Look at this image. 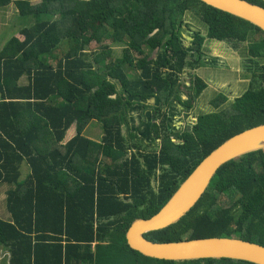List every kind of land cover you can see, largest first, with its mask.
<instances>
[{"label": "trees", "instance_id": "trees-1", "mask_svg": "<svg viewBox=\"0 0 264 264\" xmlns=\"http://www.w3.org/2000/svg\"><path fill=\"white\" fill-rule=\"evenodd\" d=\"M11 1L0 0V7ZM111 1L113 9L124 5ZM247 1L264 7L262 0ZM13 4L35 22L0 50V187L7 188L9 213L0 218V245L8 264H255L230 258L155 259L130 248L125 232L133 219L156 213L214 147L264 123V31L200 0H154L157 22L132 34V42L139 39L130 47L135 57L144 48L153 50L154 45L140 44L159 43L176 10L188 8L204 24L208 39L233 48L245 43L251 64L241 94L229 101L217 93L210 100L212 110L199 113L193 126L180 131L175 127L180 116L190 113V100L206 87L193 76L191 96L180 98L186 88L178 82L183 67L198 63L185 62L181 46L167 44L151 62L144 56L135 61L125 49L114 61L103 45L88 51L91 41L101 42L107 34L105 0ZM113 25L110 36L119 40L125 27L117 19ZM154 27L159 33L146 37ZM197 45L189 50L198 51ZM127 68L142 73L130 77ZM121 93L128 95L130 106L141 99L169 106L158 104L154 121L145 125L161 139L157 147L124 134ZM92 120L101 127L98 140L84 134ZM73 123L75 134L64 142ZM23 163L28 172L21 176ZM207 236L239 237L264 246V149L223 163L184 216L144 234L158 242Z\"/></svg>", "mask_w": 264, "mask_h": 264}, {"label": "water", "instance_id": "water-1", "mask_svg": "<svg viewBox=\"0 0 264 264\" xmlns=\"http://www.w3.org/2000/svg\"><path fill=\"white\" fill-rule=\"evenodd\" d=\"M200 1L242 18L264 31L263 6L247 0ZM259 149H264V123L246 128L223 140L197 163L156 213L130 222L125 232L128 246L155 259L230 258L264 264V246L239 237L207 236L164 242L144 237L145 233L164 228L184 216L202 196L219 166Z\"/></svg>", "mask_w": 264, "mask_h": 264}, {"label": "flooded vegetation", "instance_id": "flooded-vegetation-1", "mask_svg": "<svg viewBox=\"0 0 264 264\" xmlns=\"http://www.w3.org/2000/svg\"><path fill=\"white\" fill-rule=\"evenodd\" d=\"M111 2H112L111 0H105L104 14H106V17L104 18V29L107 34L104 35L101 42L91 41L90 43H95L97 45V48L99 47V45H103L111 52L112 55L113 52H120V54L116 58L112 56V59L116 61L123 56V53H126L125 49H128L129 52H131V55L134 56V53L132 54V50L130 47L132 46L133 43L137 41L139 42V39L134 40L132 42L131 40L132 34L134 33V36H136L137 29L139 28L146 29L150 27L152 24L156 23L158 16L155 13H153L154 11H157V8L152 6L154 0H123L124 5L119 9L111 8L109 6ZM135 14H140V16L135 17ZM135 18L140 19L141 22H134ZM114 19L119 20L123 25V28L125 27L124 28L125 31L122 34L121 39L119 40H113L110 36L114 31V25H113ZM170 20L172 21L171 24L164 25V27L168 26V30L166 31V35L162 37L159 43L157 42V40H154L151 41V43L140 44L141 46H145L147 44H149V46L154 45L155 48L153 50L144 48L142 53H139L136 57L135 56L134 57H135V61H137V58L141 59V57L144 56L147 61L151 62L152 60H155L158 52L163 50V48H166V46H168L169 44H175L181 46L185 54V58H184L185 62H188L190 60L198 61V63L193 68H190L188 67V65H185L179 76L178 82L185 84L186 86V88L182 87L185 95L184 96L182 95V97L180 95V98L182 100H185L186 98L188 99L192 94L191 89L193 88L192 87L193 76L200 77L195 72L198 69H200L203 66V64L215 66V62L211 61L210 59H208L209 63H206L207 57H205L206 45L207 43L211 44L208 41L210 40L214 41V40L208 39L206 37L204 24L201 23V21L197 18V16L188 8L182 9V11H180V9H177L175 12V16L172 17ZM159 31H160L159 27H154L151 30V32L146 34V37L156 35L159 33ZM200 39H201V43L197 45ZM196 45L199 47L198 51L197 50L195 51V49L189 50V46L196 47ZM199 53L200 55L198 56ZM127 70L126 71L130 77H140L142 73L140 69L127 68ZM120 96L122 103L121 106L122 107L121 113L123 115L122 119L125 124V126L123 127L125 135L128 138L133 139L135 142L142 141L143 143L146 142L145 144H148L146 140H150V139L154 140L155 143L154 145H156L155 147H157L161 143V139L155 138L156 135L152 127H149L150 133L148 132L151 137L147 138L148 134H145L147 130L145 125L149 120L151 124L154 121L152 119V112L153 110H156L155 108L158 106V104L159 105L162 104L163 106L165 105V107L167 106L168 108L169 106L160 103V101L156 103V102H152L153 100L146 101L141 99L139 101L134 100L137 104L136 103L132 104L133 106L132 107L129 105L128 100L126 98L128 96L127 94L125 95L124 93H121ZM196 99L190 100L191 107L186 109L187 111L189 110L190 113L184 118L180 116L181 118L179 122L180 131L182 129L190 128L191 126H193L197 121V116L199 115V113H202V112H194V108H195L194 105L196 103ZM174 105L184 108L181 104H178L177 102H174ZM161 110L164 109L161 108ZM167 122L168 120H166V126H167L168 134H170L168 130ZM172 137H174L172 139L176 138L174 135ZM148 145L152 147L151 143ZM157 185H158V180L155 179L153 181L152 186L154 189H156Z\"/></svg>", "mask_w": 264, "mask_h": 264}, {"label": "rangeland", "instance_id": "rangeland-1", "mask_svg": "<svg viewBox=\"0 0 264 264\" xmlns=\"http://www.w3.org/2000/svg\"><path fill=\"white\" fill-rule=\"evenodd\" d=\"M28 2L36 4L40 2V0H29ZM34 22L35 17L33 15H20L18 13L17 8L13 4V0L9 4L1 6L0 50L7 39L12 35L18 34L21 28L31 26ZM208 42L211 44L207 43L205 48V57H207L206 63H209L208 59H210L215 62V66L203 64V66L195 72L205 81L206 87L196 99L194 112L211 111L213 105L210 100L219 92L226 94L228 100L231 101L235 96L242 93L248 86L251 78L250 72L247 69V66L251 64L248 63L249 59L246 55V48L244 49L245 43L239 45L237 48H233L231 44L225 41L210 40ZM95 49H98L95 43H90V45H88V51H93ZM119 54L120 52H113L112 56L116 58ZM99 125L100 124L95 120L90 121L84 130V134L87 135V137L92 136L94 137L92 139H96L98 137L97 130H101ZM145 134H148L147 138L151 137L147 130ZM146 141L148 144L151 143L152 147L156 146L154 145V140L150 139ZM27 168L25 163L21 165V176H24ZM2 189L3 188L0 187V192L3 193L4 191ZM8 214L5 203L1 201L0 218L6 219ZM4 249L0 245V264H8L9 257L7 251Z\"/></svg>", "mask_w": 264, "mask_h": 264}, {"label": "crops", "instance_id": "crops-1", "mask_svg": "<svg viewBox=\"0 0 264 264\" xmlns=\"http://www.w3.org/2000/svg\"><path fill=\"white\" fill-rule=\"evenodd\" d=\"M177 128L179 127V123L177 124V125H175ZM86 128V127H85ZM75 134V124L73 123V124H71L70 125V127L66 130V132H65V135H64V142L65 141H67L68 139H70L73 135ZM97 134H98V137L96 138V139H94V140H98L99 138H100V136H101V133H100V131H98L97 130ZM88 137H90L91 139L92 138H94V137H92V136H88ZM22 165V164H21ZM21 167V166H20ZM21 172V171H20ZM27 172H28V168H27V171H26V173L25 174H27ZM24 174V175H25ZM6 189L7 188H5V189H3V193L2 192H0V202L1 201H5V196H6ZM8 218V216L6 217V219Z\"/></svg>", "mask_w": 264, "mask_h": 264}]
</instances>
